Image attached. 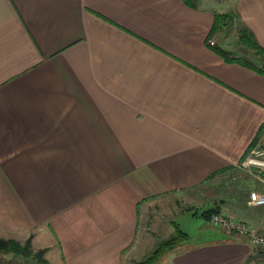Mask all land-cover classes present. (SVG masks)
Here are the masks:
<instances>
[{
  "label": "crops",
  "instance_id": "0c3cea01",
  "mask_svg": "<svg viewBox=\"0 0 264 264\" xmlns=\"http://www.w3.org/2000/svg\"><path fill=\"white\" fill-rule=\"evenodd\" d=\"M190 2L0 0V238H30L49 264H136L161 241L151 207L264 144V55L242 41L264 48V0ZM245 217L264 232V214ZM217 229L167 253L260 251Z\"/></svg>",
  "mask_w": 264,
  "mask_h": 264
},
{
  "label": "rangeland",
  "instance_id": "374dc122",
  "mask_svg": "<svg viewBox=\"0 0 264 264\" xmlns=\"http://www.w3.org/2000/svg\"><path fill=\"white\" fill-rule=\"evenodd\" d=\"M260 189L261 186L256 180L236 167L231 173L219 175L191 193H184L177 195V197H167L166 203H162L156 208L151 207L148 211L153 222L155 220L160 221L161 232L155 236V241L159 239L166 240L174 236L176 225L178 229L187 234L188 238L176 246L175 250L179 252L182 249L207 247L211 245L210 242L218 239L222 234L217 227L210 224L209 219L200 215L201 212L217 208L218 213L222 215L227 213L236 219L244 218L247 214H253V212L264 214V206L253 208L247 207L246 204L249 193ZM173 256V253H167L166 256L161 257L154 264H175ZM10 257H13V259L18 257V259H10L9 264H33L29 259L13 255ZM19 259L21 261L24 259V262ZM252 262L253 264H264V258Z\"/></svg>",
  "mask_w": 264,
  "mask_h": 264
},
{
  "label": "built area",
  "instance_id": "2783aa9c",
  "mask_svg": "<svg viewBox=\"0 0 264 264\" xmlns=\"http://www.w3.org/2000/svg\"><path fill=\"white\" fill-rule=\"evenodd\" d=\"M262 145L264 144L259 142L252 146L237 166L244 174L252 177L261 186L259 191L249 193L246 199L248 207L264 206V146ZM208 219L211 225L226 231L232 236L244 239L250 248L264 250V232L256 226L216 212L212 213Z\"/></svg>",
  "mask_w": 264,
  "mask_h": 264
},
{
  "label": "trees",
  "instance_id": "16d2710c",
  "mask_svg": "<svg viewBox=\"0 0 264 264\" xmlns=\"http://www.w3.org/2000/svg\"><path fill=\"white\" fill-rule=\"evenodd\" d=\"M185 3L190 4V0H184ZM225 19V15H216L215 18V23L211 28V33L214 32L216 29H218L219 26L222 25L223 21ZM242 41H245L248 43L249 47L252 48L257 54L264 55V48L260 47L257 45L253 39L252 40H247V39H242ZM217 52L225 58L226 61L229 62H238L241 63L242 65H245L248 68H251L253 70L263 72L260 69H257L254 65L251 63L247 62H241L240 60H236L235 58L228 57L227 53L223 52L222 50H217ZM235 168L234 167H228L227 171L228 173H231ZM219 172L210 175L206 178V181L208 182L209 180L215 179V177L219 176ZM217 212V208H211L208 210H205L201 212V216L204 218L208 219L211 213ZM176 233L174 236L166 239V240H161L157 246L154 248V250L151 252L149 256H147L145 259L138 261L136 264H154L156 261H158L164 254L167 252L171 251L173 248L178 246L180 243L184 242L187 240L188 236L185 232L181 231L176 227ZM44 249H38L34 251L31 247V240L28 238L26 241L23 243L16 241L14 239H2L0 238V253H8V254H13L15 256H20L25 259L31 260L34 264H49L48 261L44 258ZM259 252H264L263 250H260Z\"/></svg>",
  "mask_w": 264,
  "mask_h": 264
},
{
  "label": "water",
  "instance_id": "95a60500",
  "mask_svg": "<svg viewBox=\"0 0 264 264\" xmlns=\"http://www.w3.org/2000/svg\"><path fill=\"white\" fill-rule=\"evenodd\" d=\"M260 258H264V252L251 253L247 256V258L243 261L242 264H249L252 261Z\"/></svg>",
  "mask_w": 264,
  "mask_h": 264
}]
</instances>
